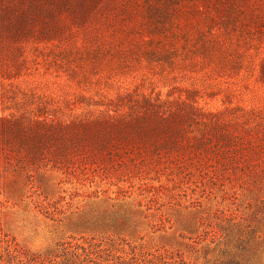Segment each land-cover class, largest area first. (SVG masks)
I'll use <instances>...</instances> for the list:
<instances>
[{
	"label": "rangeland",
	"instance_id": "rangeland-1",
	"mask_svg": "<svg viewBox=\"0 0 264 264\" xmlns=\"http://www.w3.org/2000/svg\"><path fill=\"white\" fill-rule=\"evenodd\" d=\"M255 251L264 0H0V264Z\"/></svg>",
	"mask_w": 264,
	"mask_h": 264
},
{
	"label": "trees",
	"instance_id": "trees-1",
	"mask_svg": "<svg viewBox=\"0 0 264 264\" xmlns=\"http://www.w3.org/2000/svg\"><path fill=\"white\" fill-rule=\"evenodd\" d=\"M77 249H79V247L77 248ZM83 251H84V253H86V259L84 260V261H86V260H88V257L89 258H91L90 256H97V258L98 257H100V255H98L99 254V252H86V250L83 248ZM246 252L247 251V249H244L243 248V251L242 252ZM251 254H253V255H250L249 257L251 258V259H248L247 261H244L243 259L242 260H237V259H233L229 264H256V262H255V256H256V251H255V254L254 253H251ZM253 256V257H252ZM32 261V260H31ZM34 261V260H33ZM89 262L90 263H94V264H96L95 262H94V260L93 259H90L89 260ZM132 264H139V263H137V262H133Z\"/></svg>",
	"mask_w": 264,
	"mask_h": 264
}]
</instances>
